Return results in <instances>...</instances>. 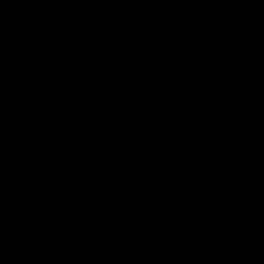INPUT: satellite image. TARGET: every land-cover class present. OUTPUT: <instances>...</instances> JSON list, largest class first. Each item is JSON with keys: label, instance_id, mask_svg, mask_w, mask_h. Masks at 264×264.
Masks as SVG:
<instances>
[{"label": "water", "instance_id": "1", "mask_svg": "<svg viewBox=\"0 0 264 264\" xmlns=\"http://www.w3.org/2000/svg\"><path fill=\"white\" fill-rule=\"evenodd\" d=\"M0 264H264V0H0Z\"/></svg>", "mask_w": 264, "mask_h": 264}]
</instances>
